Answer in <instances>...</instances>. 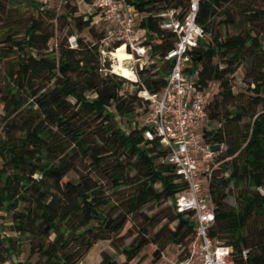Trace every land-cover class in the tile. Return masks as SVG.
<instances>
[{
	"label": "trees",
	"instance_id": "1",
	"mask_svg": "<svg viewBox=\"0 0 264 264\" xmlns=\"http://www.w3.org/2000/svg\"><path fill=\"white\" fill-rule=\"evenodd\" d=\"M49 2L29 0V23L0 29V218L9 216L11 232L0 225V262L79 264L99 240L117 255L103 251L94 264H129L149 244L155 258L169 244L184 254L195 222L190 210L177 212L174 198L185 183L158 138L145 137L148 126L131 119L147 109L140 91L161 90L172 66L165 56L175 35L163 27V13L174 8L181 17L189 0H120L145 29L148 62L137 82L108 71L104 22L91 0L84 14L70 0L59 3L69 7L61 14ZM4 8L0 0V14ZM54 20L68 25L60 41ZM196 21L204 36L187 70H196L200 90L214 84L202 137L225 146L207 184L215 207L209 234L233 247L235 264H264V0H200ZM225 26L234 33H223ZM237 70L246 90L234 93ZM165 201L151 215L142 211ZM21 238L28 255L15 261Z\"/></svg>",
	"mask_w": 264,
	"mask_h": 264
},
{
	"label": "built area",
	"instance_id": "2",
	"mask_svg": "<svg viewBox=\"0 0 264 264\" xmlns=\"http://www.w3.org/2000/svg\"><path fill=\"white\" fill-rule=\"evenodd\" d=\"M65 2L59 0L60 4ZM199 2L189 0L188 9L181 17L174 8L163 13V27L175 35L174 47L165 56L172 61V66L161 90L149 92L143 88L140 91L147 105L143 124L148 128L144 135L150 140L158 138L161 146L167 149L165 161L173 166L185 183V188L175 195L176 210H190L195 222L194 236L177 264H235L233 247L209 234L215 207L207 184L221 146L211 145L202 137V129L207 122V96L214 84L207 91L200 90L195 84L196 70H187L191 66L192 50L204 36L196 21ZM90 6L99 12L104 22L101 55L112 54L123 46L130 56L124 59V63L136 76L133 82H137L138 70L147 64L148 55L147 46L143 43L145 29L138 25L136 11L124 6L120 0H91ZM114 43L120 45L113 47ZM74 45L75 42L71 44Z\"/></svg>",
	"mask_w": 264,
	"mask_h": 264
},
{
	"label": "rangeland",
	"instance_id": "3",
	"mask_svg": "<svg viewBox=\"0 0 264 264\" xmlns=\"http://www.w3.org/2000/svg\"><path fill=\"white\" fill-rule=\"evenodd\" d=\"M89 2L90 0H70L69 5L73 6L76 5L77 7V14H84L87 13L89 10ZM3 3L5 5L4 12L0 14V29L4 27L7 23H10L11 20H13L16 23L20 24H27L29 23V18L31 17V13L33 12L31 5L29 3V0H3ZM48 6L55 9L56 13L61 14L66 8H69L65 5H59L57 0H50L48 3ZM95 21H100L99 16L94 18ZM67 22L63 20L56 21L54 20V37L57 39V41H60L65 34L68 31V25L66 24ZM101 26V25H100ZM221 31L223 33L231 34L234 33L235 29L231 26H225L221 28ZM87 37L86 31L83 32ZM73 36H70L67 38L68 44H72L74 42ZM264 39V37H263ZM107 60L109 61V70L112 73H115L112 69V64L114 62L113 57L111 54H105L102 55V60ZM124 63V61H123ZM125 64V63H124ZM127 65V64H125ZM128 66V65H127ZM2 73V65L0 64V75ZM117 74V73H115ZM119 75V74H117ZM234 80H233V91L234 93H237L238 91H244L246 90V85L243 82L241 78V73L240 70H237V72L234 74ZM122 76V75H121ZM123 77V76H122ZM125 78V77H124ZM128 80L127 78H125ZM130 81V80H128ZM128 88L132 87L128 84ZM143 115L144 114H138L135 115L131 120L133 122L132 125H143ZM118 124L120 127L126 129L127 124L124 123V121L117 119ZM208 125V124H207ZM209 127V126H207ZM225 148L224 145L221 146V150ZM78 170L82 171V167L79 166ZM77 172L76 170H71L69 172V177L71 179L77 178ZM227 201L235 205V199L231 193V195L228 196ZM169 201H165L161 204H147L143 208V212H145L147 215H151L158 209L165 207L169 205ZM2 217L0 218V225L3 227V229L9 233H11L8 230L9 226V216L5 215L4 213H1ZM164 222V221H163ZM162 222V223H163ZM132 237H127L125 239L124 244H128L131 241ZM20 253L18 256L14 257V260H24L27 258L28 255V240L25 238L20 239ZM155 249V245L149 244L144 247V249L140 252V254L134 258L129 264H177L181 261V256H182V249L178 245L175 244H169L166 249H164L163 255L160 258H155L152 254L153 250ZM103 251L109 252L113 257H116V251L114 248L110 245L109 240H99L97 241L92 249L88 252V254L82 259V261L79 264H94L96 261H98L101 258V253ZM186 253V252H185ZM183 254V257L185 255ZM182 257V258H183ZM5 264H10L9 262H6Z\"/></svg>",
	"mask_w": 264,
	"mask_h": 264
},
{
	"label": "bare ground",
	"instance_id": "4",
	"mask_svg": "<svg viewBox=\"0 0 264 264\" xmlns=\"http://www.w3.org/2000/svg\"><path fill=\"white\" fill-rule=\"evenodd\" d=\"M111 56L114 59L112 64L113 71L131 81H134L136 79L134 72L123 63L124 59L130 58V56L124 51V47L121 46L117 50L112 51Z\"/></svg>",
	"mask_w": 264,
	"mask_h": 264
},
{
	"label": "water",
	"instance_id": "5",
	"mask_svg": "<svg viewBox=\"0 0 264 264\" xmlns=\"http://www.w3.org/2000/svg\"><path fill=\"white\" fill-rule=\"evenodd\" d=\"M216 149L218 148V147H215Z\"/></svg>",
	"mask_w": 264,
	"mask_h": 264
}]
</instances>
